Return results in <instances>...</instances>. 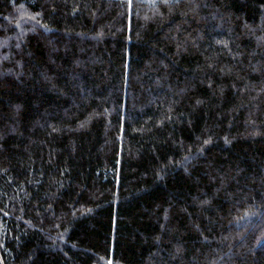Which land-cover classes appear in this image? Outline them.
<instances>
[{
  "label": "trees",
  "instance_id": "trees-1",
  "mask_svg": "<svg viewBox=\"0 0 264 264\" xmlns=\"http://www.w3.org/2000/svg\"><path fill=\"white\" fill-rule=\"evenodd\" d=\"M0 264H264V0H0Z\"/></svg>",
  "mask_w": 264,
  "mask_h": 264
}]
</instances>
